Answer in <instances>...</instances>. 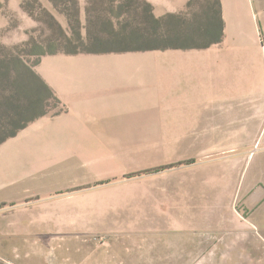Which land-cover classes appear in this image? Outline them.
Returning a JSON list of instances; mask_svg holds the SVG:
<instances>
[{
	"label": "crops",
	"instance_id": "1",
	"mask_svg": "<svg viewBox=\"0 0 264 264\" xmlns=\"http://www.w3.org/2000/svg\"><path fill=\"white\" fill-rule=\"evenodd\" d=\"M48 1L66 35L75 36L67 14ZM76 1L79 35L91 50L45 54L35 66L61 104L0 144V210L8 217L23 212L17 214L20 221L4 223L18 227L25 216L53 234L90 232L84 220L89 203L106 200L105 189L95 193L90 185L152 168L143 161L137 167L138 152L131 150L137 139L209 138L203 147H215V153L231 149L228 139L241 138L243 155L224 163L217 176L226 179V200L242 198L264 237V163L243 179L264 139V0H220L219 14L215 3L204 0H143L149 12L125 0ZM219 17L220 40L207 46L111 45L121 36L136 41L156 28L179 30L183 20L207 43ZM166 228L177 230L155 222L149 233ZM253 228L244 230L255 234ZM213 246L226 253L177 264H264V241Z\"/></svg>",
	"mask_w": 264,
	"mask_h": 264
},
{
	"label": "rangeland",
	"instance_id": "2",
	"mask_svg": "<svg viewBox=\"0 0 264 264\" xmlns=\"http://www.w3.org/2000/svg\"><path fill=\"white\" fill-rule=\"evenodd\" d=\"M22 5L32 9L33 16ZM51 9L48 0H0V53L31 37L63 39L53 26ZM181 25L179 30L156 28L146 35L151 44L158 45L204 43L199 40L198 28H187L184 20ZM134 45L149 43L128 44ZM242 140L230 138L231 149L213 153L215 147L212 152L203 147L209 144V138L137 139L138 146L131 147L138 152L137 156L133 154L138 157L137 167L152 163V168L133 169L127 175L90 185L95 193L105 189L106 198L89 203V218L84 220L90 232L53 234L30 224L25 216L21 227L14 223L9 226L4 222L18 221L17 214L23 212L8 217L0 210V264H177L183 259L226 253V249H216L215 243L264 241L243 199L236 195L233 201H227L226 179L217 176L224 163L243 155L239 152ZM258 146L251 153L243 179L264 163V139ZM97 197L101 199L102 195ZM155 222L177 230L166 228L151 234ZM248 227H254L256 233H247L244 229Z\"/></svg>",
	"mask_w": 264,
	"mask_h": 264
},
{
	"label": "trees",
	"instance_id": "3",
	"mask_svg": "<svg viewBox=\"0 0 264 264\" xmlns=\"http://www.w3.org/2000/svg\"><path fill=\"white\" fill-rule=\"evenodd\" d=\"M53 1L59 10L67 14L71 28L75 34L68 37L65 29L53 16V26L60 33L63 39H55L50 36L45 40H39L31 37L22 45H16L6 53H0V144L7 138L15 135L21 128H24L36 118L50 113L55 107L60 106L61 100L57 97L51 87L42 79L35 71V66L39 63L42 55L54 54L58 52L77 53L81 51L91 50L89 42H85L79 35V20L77 17V1L76 0H50ZM67 3L61 7L59 3ZM145 11L151 10V5L143 0H137ZM193 3L191 0L190 4ZM212 3L218 7L220 13V0H214ZM26 11L33 16V10L26 8ZM160 22V19H154ZM215 34L213 41L200 44L207 46L213 42L220 40L223 30V22L219 17L216 22ZM212 23V30L213 28ZM213 32V31H212ZM209 33V31H208ZM78 39V40H77ZM144 39V40H143ZM147 36H137L136 41L125 40L124 36L111 41L114 50H129L141 48H159L164 45H158L149 41ZM146 41L148 46H128L129 43H143ZM177 46L194 47L199 44L181 42L175 43ZM34 57L35 59H31ZM164 168V167H163ZM159 170V169H157Z\"/></svg>",
	"mask_w": 264,
	"mask_h": 264
},
{
	"label": "built area",
	"instance_id": "4",
	"mask_svg": "<svg viewBox=\"0 0 264 264\" xmlns=\"http://www.w3.org/2000/svg\"><path fill=\"white\" fill-rule=\"evenodd\" d=\"M259 39H260L261 48L264 53V30L259 31Z\"/></svg>",
	"mask_w": 264,
	"mask_h": 264
}]
</instances>
